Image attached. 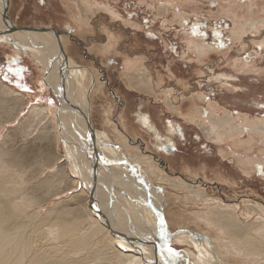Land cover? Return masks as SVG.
<instances>
[{
    "label": "bare ground",
    "instance_id": "bare-ground-1",
    "mask_svg": "<svg viewBox=\"0 0 264 264\" xmlns=\"http://www.w3.org/2000/svg\"><path fill=\"white\" fill-rule=\"evenodd\" d=\"M3 1L0 0V10ZM64 1L77 5V9H73L72 20L82 30L90 27V16L94 14V11H98L100 7L104 8L99 7L94 0ZM254 24L257 25L253 22L252 27ZM1 26L0 20V28ZM261 26H264V22ZM49 34V32H27L24 36L22 33L13 32L7 37L0 35V43L12 45L14 51L27 55L44 71V76L39 82L40 93L54 89L56 93L61 94L59 100L61 103L58 104L56 99L57 105L53 107L32 106L27 116L20 122L17 131L13 130L15 138L9 141L8 138L14 137L9 133V136L7 135L0 144V264H166L168 262L166 256L162 253L161 260L152 248L151 240L154 239L161 244L167 242L174 248L184 245L189 240L190 243L195 240L198 243L200 241L201 245L209 243L211 247L212 243L204 239L205 237H212L213 240L218 237L230 238L229 250L232 253L239 254L245 262L253 259H250L251 254H259L256 260L264 262V205L251 200L248 203L244 202L245 207L242 209L240 204L225 203L215 193L211 194L210 190L205 188L204 182L198 179L202 176L206 180V168L200 172L194 171L191 167L183 169L187 178L197 179L195 182L168 174L169 172L159 167L158 157L161 155L154 152L155 147L152 142L135 129L125 114L119 116L116 125L110 118H106V124L111 125V130L114 132L113 139L105 132L94 130L92 127L94 124L84 125V117L83 121L80 119L82 114L79 118L78 113L73 110L75 106L72 107L68 102L74 99L78 102L79 95L77 97L76 94L78 90L74 92L73 89L81 87L82 89L79 90L82 91L81 95L85 99L90 90L92 94L94 90V96L98 93L104 95L105 83L100 82L95 74L94 85L93 83L90 85V80L89 84L86 83L88 75L83 76V71L73 68L74 65L70 62L67 63L68 58L65 59L63 50L66 54H69V51L74 53L73 42L69 43L72 41L70 37L72 35L61 34L58 40L55 39L56 48H58L56 52L52 45L53 41L52 44L49 43V37L53 38L54 34L51 33L48 38L46 37L48 42L47 40L45 42L44 36ZM188 42L190 49L196 50L199 57L210 52L203 45ZM61 48L62 51H60ZM53 59L60 61H52ZM60 66H64L67 71L64 79H61L59 75ZM147 73L143 59L136 57L125 60L122 77L129 88L142 93L143 90L148 89L156 98L158 94L164 95L168 100L165 105L170 108V111L182 116L172 99L175 89L168 88L161 91L162 77L154 83ZM158 90L161 92L158 93ZM25 98V94L10 88L0 80V110L9 109V112L5 110L9 113L8 121L19 116L22 109L18 104ZM199 98L204 97L202 95ZM27 101L30 102V100ZM91 104L95 105L92 102ZM83 107L81 106L82 110ZM76 108L80 110V106ZM209 108L211 112L208 117L209 122L206 123L205 118L197 111L195 125L203 130L205 138L212 143L220 145L227 139L229 142V138L236 131L234 125L238 119H234L228 111L220 110L215 104H209ZM89 110L86 109L88 112ZM86 111L83 113L89 116ZM218 112H221L222 118H219L221 114ZM3 113L1 112V116H4ZM7 115L4 119L8 118ZM243 120L246 124L253 126L255 135H264V120L251 122L248 117H244ZM4 123V121L0 122V128H5ZM95 135L100 136L101 139ZM235 136L237 139V135ZM18 137H33L36 142L42 143L52 139L49 143L54 145L57 161L64 159L58 150L60 141H63V148L66 151L65 164L59 167L52 160L53 156L52 161L37 160L40 158L38 156L39 158L33 159L34 162H30L28 152L26 153L28 156L23 154L24 157L20 160L18 156H15L18 152L15 153V150L7 145L12 141L14 143ZM96 137L102 141H97ZM139 145H143L144 148L141 149ZM21 150L20 152H23ZM41 154L46 156L45 152ZM219 155L225 160L228 152L220 149ZM47 156L50 157L49 154ZM166 159L168 160L166 169L169 171L175 169L176 159L167 157ZM249 161L252 163L251 159ZM236 163L244 175L253 176L256 169L253 165L246 160H237ZM67 165L70 168H67ZM117 169L124 172H119ZM94 175L93 182L91 176ZM219 175L216 178L218 182L234 187L235 182L230 175L225 172ZM104 176L110 181L107 178L104 179ZM99 186L103 187V190L98 192L102 193V197L95 194L98 188L101 189ZM68 191H72L70 198L62 202L56 201L53 206H50L55 197ZM112 191L115 194L113 197H111ZM171 204H175L176 207L171 208ZM161 221L164 222L163 229ZM189 226L194 228L192 232L195 233L188 231ZM182 229H188L189 233L181 235L182 232L178 231ZM161 231L164 235H161ZM176 231L180 234L179 237L173 236ZM137 236L142 238L135 240ZM208 251H204L205 254L196 258L192 250L184 248V252L196 264H221L216 260H219L217 258L220 256L222 258V255L216 257L214 249L212 253ZM221 262L224 264V260Z\"/></svg>",
    "mask_w": 264,
    "mask_h": 264
},
{
    "label": "rangeland",
    "instance_id": "rangeland-1",
    "mask_svg": "<svg viewBox=\"0 0 264 264\" xmlns=\"http://www.w3.org/2000/svg\"><path fill=\"white\" fill-rule=\"evenodd\" d=\"M94 1L97 5L99 4V7L103 6L104 8L100 7L98 11L95 10L94 14L90 16L91 28L82 30L72 20L73 9H77L75 4L64 0H9V18L17 27L53 28L63 35H72V41L68 42L74 43L72 45L76 49H74L75 55L71 51L66 54V51L60 49V51L63 50L65 59L68 58L67 63L70 62L74 65L73 68L83 71V76L88 75L86 83L91 82L90 85L92 83L94 85V74L95 77L97 75L100 82L105 83V87L103 86L104 95L98 93L97 96H94V90L93 94L90 90L87 96H84L85 99L81 95L82 91L79 90L81 87L77 89L72 87L73 91L78 90L76 92L77 97L79 95L78 102L74 97H71L74 99L70 100L71 103L68 102L72 107L75 106L73 110L78 113L79 118L82 114L81 121L87 120L83 121L84 125L92 126L94 124L92 126L94 130L105 132L112 138L114 132L111 130V125L106 124V118H110L116 125L119 116L125 114L135 129L152 142L155 147L153 148L154 152L161 155L158 157L160 159L159 167L169 172L168 174L189 180L190 178H187L183 169L191 167L194 171L200 172L206 168V180L202 176L198 179L204 182L205 188L209 189L211 194L215 193L225 203L240 204L242 209L245 207L244 202L248 203L251 200L264 205V135H255L252 130L253 126L246 124L243 120L244 117H248L251 122L264 120V26H261V23L264 22V0ZM253 22L257 23V25L254 24V27H252ZM50 35L51 33L43 35L45 42L46 40L48 42L46 37L48 38ZM55 39V35L53 38L50 36L49 43L52 44L53 41L54 51L57 52L58 48L55 43L57 39ZM188 41L195 45H203L210 52L199 57L196 50L190 49ZM49 43L47 44L49 45ZM71 53L72 55H70ZM136 57L143 59L147 75L154 83L162 77L164 84L161 85V91L168 88L175 89L172 99L182 116L170 111V108L165 105L168 100L164 95L158 94L156 98L153 96L154 93L148 89L143 90L142 93L127 86L128 83L122 77L125 60ZM55 60L60 61L59 59ZM9 68L13 71H9ZM41 68L43 69L42 66ZM43 76L44 71L31 58L14 51V47L8 43H0V80L10 88L26 95V98L18 104L22 110L14 120L8 121L9 113L7 112L9 109H5L8 110L7 112L4 109L0 110V116L3 111L5 117L8 114V118L0 117V120L5 122V128H0V144L7 135L9 136V133L13 135V130L17 131L20 122L24 120L32 106L50 108L57 105L51 91L40 93L39 82ZM89 80L90 82H88ZM161 91L158 90V93ZM202 95L204 98L200 99L199 97ZM81 97L82 100L79 102ZM83 100L84 102L87 100V103L82 102ZM91 102L95 105H90ZM209 104L217 105L220 110L228 111L234 119H238L234 125L236 127L234 134L237 135V139L233 134L229 138V142L227 139L225 143L217 145L205 138L203 130L195 125L194 120L197 116L196 112L199 111L206 123L209 122L208 117L211 115ZM78 106H80V110L76 108ZM81 106L85 108L83 107L82 110ZM84 111L89 116L83 113ZM218 113L221 114V112ZM222 117V114L219 115V118ZM239 127H241L240 130ZM13 136L8 140H13L15 135ZM98 137L100 138V136ZM98 137H96L97 141H102ZM28 138L18 137L14 143L12 141L7 144L15 150V153L18 152L15 156H18L20 160L24 155L26 157L29 155L30 162H34L33 159L40 157L41 159H36L53 160L59 167L65 164L66 151L63 148V141H60L58 150L64 159L57 161L54 145L49 143L52 139H49L50 141L47 139L42 143L36 142L33 137ZM106 143L108 144V142ZM248 145L249 147H247ZM139 147L144 148L143 145H139ZM220 149L228 152L225 160L219 155ZM42 152H45L46 156H43ZM48 154L50 157L47 156ZM166 157L176 159L177 163L172 171L166 169L168 167ZM250 159L252 163L249 161ZM237 160H246L256 168L252 177L244 175L236 163ZM67 168L70 166L67 165ZM117 170L122 171L121 169ZM224 172L234 179L235 189L226 183L217 181V176ZM106 178L108 179V177L104 179ZM190 180L197 181L192 178ZM79 184L83 185L81 182ZM99 187L101 189L98 188L97 195H100L98 192L103 190L102 186ZM70 193L72 194V191L61 193L54 198L50 206H53L56 201L62 202L70 198ZM113 196L115 194L111 197ZM170 207L175 208L176 206L171 204ZM189 227V230L177 231L182 232L181 235L189 232L195 233L192 232L194 228ZM176 233L173 236L179 237L180 234ZM202 237L204 238V236ZM173 239L176 238L173 237ZM204 239H208L212 243L211 247H209V243L201 245L202 242L198 243L196 240L191 242L192 245L189 240V244L186 242L175 248L181 250L188 248L195 253L196 258L205 254L204 251L209 250L208 252L212 253L211 251L214 249L216 253L213 252L216 255L213 254L216 257L222 255V258L220 256L217 258L219 260H216L221 264H223L221 260H224V264H264V262L256 260V256L259 254H251L250 259H253L245 262L243 258L239 257V254L232 253L229 250L231 248L230 238L222 237V240L218 237L213 240L212 237H205ZM170 243L172 244V241Z\"/></svg>",
    "mask_w": 264,
    "mask_h": 264
},
{
    "label": "water",
    "instance_id": "water-1",
    "mask_svg": "<svg viewBox=\"0 0 264 264\" xmlns=\"http://www.w3.org/2000/svg\"><path fill=\"white\" fill-rule=\"evenodd\" d=\"M9 6H10L9 5V0H4L3 4H2V7H1V10H0V15H1L0 16V20H1V23H2L1 28H3L2 30L0 28V35L2 37H7V35H9V34H11L13 32L22 33L24 36L27 35V32H36V33L49 32V33L54 34L56 39L58 40L60 38L61 34H63L60 31H58L56 29H53V28H49V29H45L44 28L43 29L41 27L39 28V27H32V26L17 27L14 24V22L9 18ZM35 47L37 49L39 48V46L38 47L35 46ZM21 50L24 51V49H21ZM54 60L55 59H53L52 61H54ZM66 73H67L66 68L64 66H60L59 75H60L61 79L62 78L64 79L67 76ZM51 93L54 96V98L58 100V104L61 103L59 101L61 99L60 98L61 94L60 93H56L54 91V89H51ZM133 166L136 167V165H133ZM91 179H92L91 181L94 182L95 175L91 176ZM95 194H97V192H95ZM96 210L98 211V208ZM139 238H142V236H139ZM139 238L137 236V237H135V240H138ZM150 243H151V245H153L152 248L154 249V251L158 254V256L160 258L161 257L163 258L162 253L166 256L167 261H168L166 264H196V263L192 262V260H190L189 256L187 255L186 252H184V250L175 249L172 245L168 244L167 242L164 243V244H161V243H159V242H157L156 240L153 239V240L150 241ZM169 247L172 248L173 251L175 253H177V255H175V256L169 255V253L167 251V249ZM159 253H160V255H159ZM162 258H161V260H162ZM197 264H199V263H197Z\"/></svg>",
    "mask_w": 264,
    "mask_h": 264
},
{
    "label": "snow or ice",
    "instance_id": "snow-or-ice-1",
    "mask_svg": "<svg viewBox=\"0 0 264 264\" xmlns=\"http://www.w3.org/2000/svg\"><path fill=\"white\" fill-rule=\"evenodd\" d=\"M9 71H13V69L9 68ZM16 71L18 72L19 70H16ZM163 226H164V222L161 221V228H162V229H163ZM161 235H164L163 231H161ZM167 251H168L169 255H172V256L177 255V253H175V252L173 251V249L170 248V247L167 249Z\"/></svg>",
    "mask_w": 264,
    "mask_h": 264
}]
</instances>
